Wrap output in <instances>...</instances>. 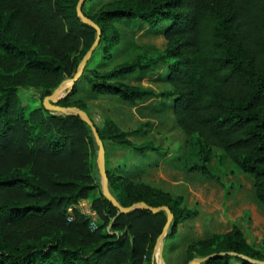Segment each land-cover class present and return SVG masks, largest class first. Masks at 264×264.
<instances>
[{
    "label": "trees",
    "instance_id": "trees-1",
    "mask_svg": "<svg viewBox=\"0 0 264 264\" xmlns=\"http://www.w3.org/2000/svg\"><path fill=\"white\" fill-rule=\"evenodd\" d=\"M79 0H0V264H156L155 245L167 220L163 210L136 208L120 213L106 199L93 174L96 143L79 116L46 109L43 99L74 77L80 60L96 39V30L78 17ZM93 0H82V13L101 30L100 41L80 77L52 103L84 111L104 144L119 157L131 149L160 152L152 141L134 144L132 132L110 116L95 122L85 102L72 100L85 80L96 95L135 103L146 96L174 98L176 125L195 140L200 163L192 170L217 179L209 168L217 147L253 181L264 207V0H112L90 13ZM119 20H142L162 28L164 49L130 43L135 57L109 70L90 69L112 59L121 40ZM164 64L170 90L155 92L123 82L126 75ZM41 93L37 107H26L20 92ZM106 151V150H105ZM106 158V156H105ZM111 194L123 207L143 202L166 206L172 222L165 247L179 226L196 214L172 195L146 182L116 174L105 163ZM90 200L99 223L68 207ZM220 252L202 264H256L264 251L254 248L241 229L191 241L184 262Z\"/></svg>",
    "mask_w": 264,
    "mask_h": 264
},
{
    "label": "crops",
    "instance_id": "crops-1",
    "mask_svg": "<svg viewBox=\"0 0 264 264\" xmlns=\"http://www.w3.org/2000/svg\"><path fill=\"white\" fill-rule=\"evenodd\" d=\"M110 1L112 0H93L90 3V13H95L101 5ZM164 25L167 26L168 22L157 29H151L142 20L116 21L121 40L113 49L112 59L106 61L99 58L92 63L90 69L109 70L120 62L135 57L138 52L129 49L132 41L164 49ZM168 76L166 65L160 64L146 71L126 75L122 80L129 85L161 92L171 89ZM72 100L85 102L95 122L102 123L106 116H110L125 131L132 132L138 125L149 122L150 125L139 133L132 132L128 138L134 144L152 141L161 147V151L139 152L131 149L122 161L119 156L116 161L112 160L108 168L135 182H146L172 195H180L184 199V206L196 211L194 216L179 226L176 238L165 247L164 261H184V250L189 242L204 239L215 232H229L233 225L241 229L248 243L264 251V233L257 238L248 229L251 213L264 216V207L254 195L252 178L238 169L217 147H212L208 162L210 172L217 179L191 169L193 163H200L198 146L193 138L186 136L176 125L173 116L174 98L146 96L135 103H129L117 96L92 94L86 81L80 80L78 93ZM167 174L171 179L167 178ZM215 191L218 206L208 210L203 200L210 199V196L213 199ZM80 203L81 201L75 206L77 210ZM261 217L255 216L257 225L254 224V227L264 224Z\"/></svg>",
    "mask_w": 264,
    "mask_h": 264
},
{
    "label": "water",
    "instance_id": "water-1",
    "mask_svg": "<svg viewBox=\"0 0 264 264\" xmlns=\"http://www.w3.org/2000/svg\"><path fill=\"white\" fill-rule=\"evenodd\" d=\"M81 3H82V0H79L77 7H76L77 15L81 19V21H83L84 23L95 28V30L97 32L96 39L92 43L90 48L86 51V53L83 55L82 59L80 60L77 73L74 75V77L67 80V81L62 82L58 87H56L53 90V92L50 95H47L46 97H44L43 105L46 109L53 110L59 114L77 115L80 118H82L90 126V129L92 131L96 146L98 148L96 161H97V168L100 172L101 179H102V189H103L102 192H103L104 196L106 197V199H108L112 203V205L118 209V211L120 213H127L130 211H133L136 208H145L147 210H151L152 212H157V211L163 210L167 213L166 223H165L163 230H162V233L158 237V239L156 241V245H155L156 264H163L162 240H163L164 236L166 235V233L170 227V224L172 222V214H171L170 210L168 209V207L159 206V207L153 208V207L146 205L143 202L133 203L129 207L121 206L120 203L116 200V198L110 192L107 174H106V169H105V159H104L105 158V148H104V144H103L102 140L100 139L99 134L97 132V129H96L94 123L92 122V120L90 119V117L84 111L77 109L75 107H61V106H57V105L52 104V103L56 102L58 99L62 98L65 95V92L67 90H69L71 87H73V85L75 84L77 79L80 77L85 63L90 58L93 50L95 49V47L97 46V44L100 41L101 30L94 21H92L91 19H89L88 17H86L82 13ZM156 253H157V255H156ZM225 254L237 256V257H240L243 259H248L244 255L238 254L235 252H220V253H214V254H210L207 256H203V257H200V256L194 257L193 259L189 260L187 262V264H202L203 262H205L211 258L217 257L219 255H225ZM250 261L253 263H256V264H264V261H259V260H254V259H250Z\"/></svg>",
    "mask_w": 264,
    "mask_h": 264
},
{
    "label": "rangeland",
    "instance_id": "rangeland-1",
    "mask_svg": "<svg viewBox=\"0 0 264 264\" xmlns=\"http://www.w3.org/2000/svg\"><path fill=\"white\" fill-rule=\"evenodd\" d=\"M20 98L23 102V104L28 107V108H33V107H37L40 105L41 103V100H40V96H41V93L37 92V91H34V90H24V91H21L20 92ZM105 156L106 158L105 159V163H106V166L108 167V164L109 163H112V160L113 161H116L115 159H117L118 157V151L121 152L119 149H115L114 146H112L110 143H106L105 145ZM97 152H98V148L96 147V150H95V168H94V171H93V174L95 176V180L96 182L100 185V190L102 191V179H101V175H100V172L97 168ZM127 156V155H126ZM122 161V159H124V157H121L120 158ZM110 161V162H109ZM176 176V175H174ZM167 178L171 179L170 175L167 174ZM196 195V194H194ZM213 196V199L211 198V196L209 197L210 199L208 200H203V202L205 203V208L208 209V210H212L213 208L217 207L218 206V202H217V192L215 191L214 194L212 195ZM214 200V202H212ZM91 209V211H94L92 206H91V201L90 200H81V203H80V207L78 208V211L81 212L83 214V210L87 211ZM85 215V214H84ZM262 216L261 214L257 213L256 212L253 214L251 213V216L249 217V224H248V229L249 231L251 232V234H253L255 237H259L262 233H264V231L262 229H264V224H259L258 226L254 227V224H256V218L255 216ZM89 221H90V216L89 215H85ZM261 219L264 220V216L261 217ZM264 222V221H263ZM96 224L99 223V217L97 215V218H96ZM197 229L200 230V227L198 225H196ZM165 240L163 239L162 240V244L164 246L165 244ZM157 255V253H156ZM184 261H164V256H163V264H182Z\"/></svg>",
    "mask_w": 264,
    "mask_h": 264
},
{
    "label": "built area",
    "instance_id": "built-area-1",
    "mask_svg": "<svg viewBox=\"0 0 264 264\" xmlns=\"http://www.w3.org/2000/svg\"><path fill=\"white\" fill-rule=\"evenodd\" d=\"M75 206L76 205H72V206H70V207H68V216H67V219L68 220H71L72 219V209L73 208H75ZM76 209V208H75ZM83 212V214H85V215H89L90 216V221H89V223H90V226L92 227V228H94V227H96V218H97V214H96V212L95 211H91V209H89V210H87V211H85V210H83L82 211Z\"/></svg>",
    "mask_w": 264,
    "mask_h": 264
}]
</instances>
